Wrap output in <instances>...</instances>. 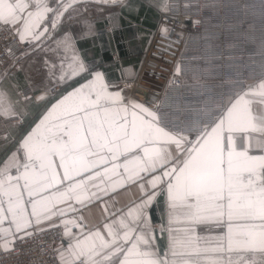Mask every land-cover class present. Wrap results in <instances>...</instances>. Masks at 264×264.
<instances>
[{"label": "snow or ice", "instance_id": "snow-or-ice-1", "mask_svg": "<svg viewBox=\"0 0 264 264\" xmlns=\"http://www.w3.org/2000/svg\"><path fill=\"white\" fill-rule=\"evenodd\" d=\"M83 2L0 0V34L45 54L39 95L0 73V120L22 122L0 137V253L51 232L53 264H264V76L165 123L155 97L127 95L78 48L65 21Z\"/></svg>", "mask_w": 264, "mask_h": 264}, {"label": "built area", "instance_id": "built-area-1", "mask_svg": "<svg viewBox=\"0 0 264 264\" xmlns=\"http://www.w3.org/2000/svg\"><path fill=\"white\" fill-rule=\"evenodd\" d=\"M168 1L169 11L161 13L130 94L142 102L155 97L165 123L194 121L209 108L219 110L223 93L242 88L237 78L252 82L264 76V33L256 30L264 23V0ZM161 27L169 29L166 35ZM22 48L0 34V69ZM177 63L181 74L169 85ZM58 244L53 233H42L0 253V264H53Z\"/></svg>", "mask_w": 264, "mask_h": 264}, {"label": "crops", "instance_id": "crops-1", "mask_svg": "<svg viewBox=\"0 0 264 264\" xmlns=\"http://www.w3.org/2000/svg\"><path fill=\"white\" fill-rule=\"evenodd\" d=\"M127 2H130L138 11L134 10L130 14L128 9L119 5L111 7L94 0H86L79 5L80 14L71 20H66L65 27L75 31L78 37V48L90 60L94 59L101 65L100 70L107 74L109 82L123 88L125 93L131 96L130 82L133 79L129 77L133 75L136 77L139 74L144 53L154 31L158 29L162 12L154 6L156 0H127ZM84 20L93 23L95 28L87 37H80L82 31L80 25ZM40 55L44 59L45 54L38 51L30 52L29 55L20 54L14 63L9 64L11 68L7 74L14 83L18 84L19 90H22L24 95H39V92L35 90L41 86V81L34 80L33 74L36 73L28 67ZM48 56L51 57V53ZM2 71L0 69V73ZM13 122L17 126L16 129L22 123L20 120ZM120 199L121 202L126 200L123 193ZM92 211L93 215L97 214V209L93 208ZM159 214L158 211H153L154 217L158 218ZM216 231L213 228L212 234Z\"/></svg>", "mask_w": 264, "mask_h": 264}, {"label": "rangeland", "instance_id": "rangeland-1", "mask_svg": "<svg viewBox=\"0 0 264 264\" xmlns=\"http://www.w3.org/2000/svg\"><path fill=\"white\" fill-rule=\"evenodd\" d=\"M168 6H169V1H168ZM21 54V52L19 53V55ZM39 54V53H38ZM19 55L16 57V59L19 57ZM16 59H14L13 61L10 62H6L4 64V70L2 71V73H7L9 71V69L11 68L9 66L10 63H14L16 61ZM9 66V67H8ZM29 70L35 72L36 74H33L34 80L35 81H42L45 78V68L43 67V59L40 56H37V59L35 61H33L31 64H29L28 67ZM5 71V72H4ZM22 91V90H19ZM21 93V99H23V91L20 92ZM18 119H12V120H0V137L9 134L12 135L15 133L16 130V124H13L15 121ZM19 125V124H17Z\"/></svg>", "mask_w": 264, "mask_h": 264}]
</instances>
